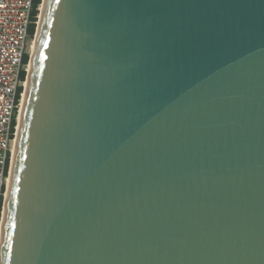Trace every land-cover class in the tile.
Here are the masks:
<instances>
[{
    "label": "water",
    "instance_id": "1",
    "mask_svg": "<svg viewBox=\"0 0 264 264\" xmlns=\"http://www.w3.org/2000/svg\"><path fill=\"white\" fill-rule=\"evenodd\" d=\"M39 21L0 264H264V0Z\"/></svg>",
    "mask_w": 264,
    "mask_h": 264
},
{
    "label": "built area",
    "instance_id": "2",
    "mask_svg": "<svg viewBox=\"0 0 264 264\" xmlns=\"http://www.w3.org/2000/svg\"><path fill=\"white\" fill-rule=\"evenodd\" d=\"M41 7L42 3L37 11L41 12ZM33 9L34 0H0V239L19 116L31 62L29 27L33 23ZM34 24L36 30L33 37H36L39 22L34 21ZM26 54L29 59L24 63ZM22 72L24 79H21Z\"/></svg>",
    "mask_w": 264,
    "mask_h": 264
},
{
    "label": "bare ground",
    "instance_id": "3",
    "mask_svg": "<svg viewBox=\"0 0 264 264\" xmlns=\"http://www.w3.org/2000/svg\"><path fill=\"white\" fill-rule=\"evenodd\" d=\"M42 9H44V8H42ZM40 24L41 23H39L38 32H37V35H36V41L33 44L34 48L32 46L33 53L31 54L32 56H31V62H30V65H29V77H28V81L26 83V89H25V93H24V97H23V101H22V109H21V113H20V116H19V125H18L17 137H19V133H20V130H21V125H22V120H23V113H24V107H25V101H26V97H27V92H28V88H29V81H30V76H31L32 62H33V59H34V55H35V51H36L37 39H38L39 32H40ZM17 141H18V138H16V141H15V151H14V158H13V163H12V170L14 168V163H15V153H16ZM9 190H10V185H9ZM4 215H5V213H4ZM3 223H4V221H3ZM0 245H1V239H0Z\"/></svg>",
    "mask_w": 264,
    "mask_h": 264
},
{
    "label": "rangeland",
    "instance_id": "4",
    "mask_svg": "<svg viewBox=\"0 0 264 264\" xmlns=\"http://www.w3.org/2000/svg\"><path fill=\"white\" fill-rule=\"evenodd\" d=\"M36 10H35V7H34V9H33V13L35 12ZM36 20V17L35 16H33V18H32V21H33V23L30 25V27H29V36H30V38H32L31 39V41H30V46H33V44H34V42L36 41V37H33L34 36V34H35V24H34V21ZM39 23H40V21H39ZM38 27H39V24H38V26H37V30H38ZM38 32V31H37ZM36 35H37V33H36ZM33 48H34V46H33ZM33 48L31 47L30 48V51L32 50V53H33ZM32 56V55H31ZM27 58H29V56L26 54L25 56H24V63H26V59ZM21 79H24V72H22V74H21ZM13 125H15V120H13ZM9 164H10V161H8V165H7V174H8V170H9Z\"/></svg>",
    "mask_w": 264,
    "mask_h": 264
},
{
    "label": "trees",
    "instance_id": "5",
    "mask_svg": "<svg viewBox=\"0 0 264 264\" xmlns=\"http://www.w3.org/2000/svg\"><path fill=\"white\" fill-rule=\"evenodd\" d=\"M42 3V0H34V7H35V12L33 13L34 14V16H37V14H38V11H37V7L39 6V4H41ZM28 59L29 58H27L26 60L28 61ZM26 61V62H27Z\"/></svg>",
    "mask_w": 264,
    "mask_h": 264
},
{
    "label": "flooded vegetation",
    "instance_id": "6",
    "mask_svg": "<svg viewBox=\"0 0 264 264\" xmlns=\"http://www.w3.org/2000/svg\"><path fill=\"white\" fill-rule=\"evenodd\" d=\"M39 16H40V11H38L37 18H36L35 21H38L39 22Z\"/></svg>",
    "mask_w": 264,
    "mask_h": 264
}]
</instances>
